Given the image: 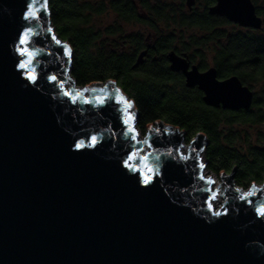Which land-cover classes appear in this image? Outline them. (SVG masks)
Returning <instances> with one entry per match:
<instances>
[{
    "label": "water",
    "instance_id": "obj_1",
    "mask_svg": "<svg viewBox=\"0 0 264 264\" xmlns=\"http://www.w3.org/2000/svg\"><path fill=\"white\" fill-rule=\"evenodd\" d=\"M32 2L0 0V264H264V221L246 210L248 205L241 207L234 191L239 189L236 171L222 173L216 189L221 191L216 201L225 200L218 210L233 222L216 224L226 217L208 210L201 191L207 186L198 179L205 136L199 134L185 146V133L160 121L148 127L138 145L122 136L116 90L133 103L136 118L134 101L115 81L77 87L71 77L73 51L70 60L62 56L47 33L50 27L59 39L49 4L46 25L24 19ZM42 4L35 0L36 10ZM211 13L241 26H262L251 0H222ZM29 26L37 33L32 47L40 79L37 85L24 81L25 88L23 75L18 78L13 66L14 41ZM170 61L173 71L184 73L187 87L204 93L206 106L251 110L255 93L237 76L219 80L214 68L189 71L187 61L176 54ZM45 73L62 75L69 90L83 95L73 103L44 79ZM100 96L110 99L100 105ZM85 97L92 103H84ZM101 133L97 151L88 146L89 137ZM79 140L85 141L84 153L76 151ZM137 148L138 155L149 157L144 163L164 177L150 196L124 178L127 169L121 172V160ZM182 148L192 159L177 158ZM253 185L264 190V183ZM252 199L257 205L264 202V191Z\"/></svg>",
    "mask_w": 264,
    "mask_h": 264
},
{
    "label": "trees",
    "instance_id": "obj_2",
    "mask_svg": "<svg viewBox=\"0 0 264 264\" xmlns=\"http://www.w3.org/2000/svg\"><path fill=\"white\" fill-rule=\"evenodd\" d=\"M48 4L57 36L72 48L71 77L77 86L115 81L134 101L136 125L142 134L159 121L184 132L188 143L201 134L207 139L204 157L209 172L219 176L235 170L236 185L243 190L264 183V133L256 144L250 143L249 133L252 127L264 125V97L255 93L249 111H229L206 106L199 92L169 91L164 84L169 78L145 73L137 81L132 78L130 61L102 52L93 54L96 36L82 28L87 18L80 16L84 6L79 0H48ZM187 25L194 23L188 20ZM237 53L225 62L228 67L220 71V77L234 74L252 90V84L264 82V41L255 45L242 39Z\"/></svg>",
    "mask_w": 264,
    "mask_h": 264
},
{
    "label": "flooded vegetation",
    "instance_id": "obj_3",
    "mask_svg": "<svg viewBox=\"0 0 264 264\" xmlns=\"http://www.w3.org/2000/svg\"><path fill=\"white\" fill-rule=\"evenodd\" d=\"M79 1L84 6L80 16L87 18L82 28L96 36L93 54L102 52L100 55L111 54L130 61L132 78L137 81H142L145 73L169 78L164 82L169 91L184 88L204 95L197 86L187 87L182 71L171 69V54L185 59L189 71L197 68L204 73L214 68L217 78L226 80L236 75L222 78L219 73L228 67L227 60L237 56L239 41L245 39L255 45L264 41V0H251L262 21L259 29L212 14L222 0ZM87 4L94 6L86 9ZM188 20L194 25H187ZM139 60L142 62L135 67Z\"/></svg>",
    "mask_w": 264,
    "mask_h": 264
},
{
    "label": "snow or ice",
    "instance_id": "obj_4",
    "mask_svg": "<svg viewBox=\"0 0 264 264\" xmlns=\"http://www.w3.org/2000/svg\"><path fill=\"white\" fill-rule=\"evenodd\" d=\"M41 12L43 15H41ZM48 10V0H43L42 9L36 10L35 7V0H33L32 3L28 5V11L25 15V20L30 21H37L41 24L46 25V17L49 15ZM47 33L51 36V40L55 42V44L62 49L61 55L64 57H67L69 60L72 57V48L68 44L62 43L57 37L54 35L53 30L48 27ZM37 35L36 32L33 31L32 27H26L22 33L18 34V43L14 41L15 44V54L17 56V60L13 61V66L15 68H18L19 71L16 72V76L19 78L21 75H23L24 79L21 82L25 88H28V84L24 83V81H27L31 85H37L38 80L40 79V73L36 71V59L38 53L33 49V38ZM44 79L51 82L52 84L56 85L65 96H67L69 99L75 103L77 101V98L83 95V93L76 91V90H69L65 87V81L62 75H47L44 74ZM96 89H84L83 92H95ZM100 105H104L108 100L110 99L107 96H100L96 98ZM84 103H92L91 100L84 98ZM115 103L121 105V108L118 110L122 113V123L124 125V129L121 131V135L128 138L130 141H134L137 145L141 143V141L138 139L139 132L136 129V118L132 112L133 109V103L129 101L126 97H124L121 93H119V90H116V98ZM102 133L100 135H90V144L89 147L93 149H97L99 151L100 149L97 148L98 145L102 143L101 137ZM112 135H115V133H112ZM144 143L148 144V147H151V143L148 142L147 139H145ZM131 147V145H130ZM76 151L79 153H84L85 151V141L79 140L78 143L75 145ZM141 150L137 148V151L130 152L129 155H127L125 158L121 160V163L123 165V168L121 169V172L123 173L124 169H127V173L125 174L124 178L134 184L136 186V191L140 193L143 196H150L153 194V192L157 188V184L161 183L164 179V177L157 171V168L144 163V161H147L149 157L147 155H138V153ZM91 155H94L95 153H90ZM168 156H172L173 152L166 153ZM176 156L179 160H188L192 159L191 155H185L183 152H176ZM159 159V157H157ZM205 165L200 162L198 163V168L200 169V172L198 173V179L203 181L204 184L207 186L201 191L205 194L203 202L208 206V210L217 218L224 216L226 219L220 220L217 219L215 221L216 224H230L233 222L232 217L228 216V213L221 212L217 210L213 206V202L217 200L219 191L214 189L212 185H214L216 182L210 178L203 175V168ZM157 176H160V180H157ZM236 193H238V198L243 203L241 204V207L243 208L244 205H248V209L250 210L254 217L259 216L262 221H264V202L259 203L257 205L256 201L252 199V197L256 196L258 192L264 191V190H258L255 185H252L250 190L247 192H242L240 189H234ZM259 198V197H258ZM209 223H212L209 221Z\"/></svg>",
    "mask_w": 264,
    "mask_h": 264
},
{
    "label": "rangeland",
    "instance_id": "obj_5",
    "mask_svg": "<svg viewBox=\"0 0 264 264\" xmlns=\"http://www.w3.org/2000/svg\"><path fill=\"white\" fill-rule=\"evenodd\" d=\"M90 1H93V0H90ZM65 87L68 89V86L67 85H65ZM77 87H79V86H77ZM252 90L254 91V93H256L259 97H264V82L263 81H260V82H257V83H254V84H252ZM155 124H153V126H154ZM136 127H137V125H136ZM138 129V128H137ZM138 132L140 133V135H139V140L141 141V140H143V137H146V135L145 134H142L139 130H138ZM147 133V132H146ZM249 133H250V143L252 142V144H256L257 143V138L259 137V135L261 134V133H264V125H261V126H257V127H255V128H251L250 129V131H249ZM185 143H184V145L185 146H188V145H190V143H188L187 141H186V139H185V141H184ZM207 146V145H206ZM145 149L146 150H148V152H150V147H148V146H145ZM145 152L146 151H143V154H145ZM182 152L186 155L187 154V152L188 151H185L183 148H182ZM201 159H202V163L205 165L206 163H207V161H206V158L204 157V152H202V154H201ZM205 168H206V170L205 171H207V172H209L208 171V169H207V166L205 165ZM209 175H210V177L211 178H213L215 181H216V183L214 184V186H215V189H217V187H218V185L219 184H222V179H221V176L219 175V176H217V175H215V174H211V173H208ZM257 185V184H256ZM258 186H261V185H258ZM222 188L220 187L219 188V190H221ZM223 189H225V186L223 185ZM240 190H242V188H239ZM248 191V189H244L243 190V192H247ZM219 194H221V191H219ZM218 198H219V195H218ZM225 203V200H224V198H221L219 201H215V207L217 206L218 207V209H220L222 206H223V204Z\"/></svg>",
    "mask_w": 264,
    "mask_h": 264
},
{
    "label": "built area",
    "instance_id": "obj_6",
    "mask_svg": "<svg viewBox=\"0 0 264 264\" xmlns=\"http://www.w3.org/2000/svg\"><path fill=\"white\" fill-rule=\"evenodd\" d=\"M185 151H187V150H185ZM205 170H206V168H205ZM204 170V175L206 176V177H210V175L208 174V173H211V172H207V171H205ZM212 174V173H211ZM214 188H215V186H214ZM214 205H215V203H214ZM223 207V206H222ZM222 207L220 208V209H222ZM216 208V207H215ZM217 210H218V208H216Z\"/></svg>",
    "mask_w": 264,
    "mask_h": 264
},
{
    "label": "bare ground",
    "instance_id": "obj_7",
    "mask_svg": "<svg viewBox=\"0 0 264 264\" xmlns=\"http://www.w3.org/2000/svg\"><path fill=\"white\" fill-rule=\"evenodd\" d=\"M216 208H218V207L216 206Z\"/></svg>",
    "mask_w": 264,
    "mask_h": 264
}]
</instances>
